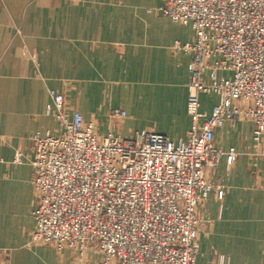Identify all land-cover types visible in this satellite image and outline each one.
<instances>
[{
  "label": "crops",
  "instance_id": "obj_1",
  "mask_svg": "<svg viewBox=\"0 0 264 264\" xmlns=\"http://www.w3.org/2000/svg\"><path fill=\"white\" fill-rule=\"evenodd\" d=\"M163 0H0V264H80L68 250L32 243L36 195L30 137L58 131L50 92L100 137L142 132L185 140L191 26L161 14ZM217 61V60H216ZM214 63V62H213ZM228 79L231 74L222 72ZM201 113L217 97L201 95ZM123 110L124 120L111 116ZM215 145L239 153L207 175L214 185L198 212L213 221L199 238L197 264H264V136L252 122L226 123ZM18 154L27 158L16 164ZM222 192V198H219ZM207 230V231H206Z\"/></svg>",
  "mask_w": 264,
  "mask_h": 264
},
{
  "label": "built area",
  "instance_id": "obj_2",
  "mask_svg": "<svg viewBox=\"0 0 264 264\" xmlns=\"http://www.w3.org/2000/svg\"><path fill=\"white\" fill-rule=\"evenodd\" d=\"M160 12L197 36L192 47H174L192 54L186 139L100 137L51 91L46 113L58 131L29 139L34 245L69 250L80 264H197L201 232L213 224L198 212L214 189L207 172L239 156L218 148L215 132L248 121L255 142L264 136V0H163ZM201 95L218 98L209 117ZM111 116L127 118L123 110ZM25 162L18 154L15 163Z\"/></svg>",
  "mask_w": 264,
  "mask_h": 264
},
{
  "label": "rangeland",
  "instance_id": "obj_3",
  "mask_svg": "<svg viewBox=\"0 0 264 264\" xmlns=\"http://www.w3.org/2000/svg\"><path fill=\"white\" fill-rule=\"evenodd\" d=\"M213 171V170H212ZM212 171H208L207 172V175L210 173V172H212ZM207 178V177H206ZM207 181L213 186V188H214V185H213V183L211 182V181H209L208 179H207ZM222 193V192H221ZM210 228V227H209ZM205 230H203L201 233H203ZM207 231V230H206ZM201 236V235H200ZM69 251V250H68ZM69 252H71V251H69ZM62 254V253H61ZM73 254V253H72ZM73 256H74V258H76V255L75 254H73ZM77 259V258H76Z\"/></svg>",
  "mask_w": 264,
  "mask_h": 264
}]
</instances>
